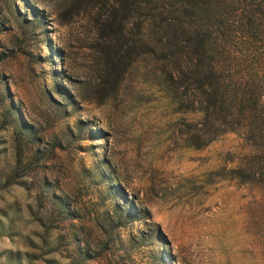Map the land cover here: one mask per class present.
Returning <instances> with one entry per match:
<instances>
[{"label": "rangeland", "instance_id": "rangeland-1", "mask_svg": "<svg viewBox=\"0 0 264 264\" xmlns=\"http://www.w3.org/2000/svg\"><path fill=\"white\" fill-rule=\"evenodd\" d=\"M94 5L0 0V264H264L256 148L192 145L149 47L102 79Z\"/></svg>", "mask_w": 264, "mask_h": 264}, {"label": "trees", "instance_id": "trees-1", "mask_svg": "<svg viewBox=\"0 0 264 264\" xmlns=\"http://www.w3.org/2000/svg\"><path fill=\"white\" fill-rule=\"evenodd\" d=\"M95 4L92 20L100 39L101 78L120 80L130 55L149 47L154 64L174 83L186 109L200 112L199 125L189 130L199 139L192 145L239 131L256 148L245 155L240 171L263 184L264 0H95ZM131 33L138 41L128 38Z\"/></svg>", "mask_w": 264, "mask_h": 264}]
</instances>
